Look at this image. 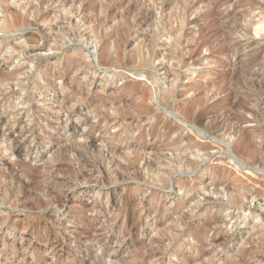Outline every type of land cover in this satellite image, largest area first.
Instances as JSON below:
<instances>
[{
    "label": "rangeland",
    "instance_id": "rangeland-1",
    "mask_svg": "<svg viewBox=\"0 0 264 264\" xmlns=\"http://www.w3.org/2000/svg\"><path fill=\"white\" fill-rule=\"evenodd\" d=\"M189 1L0 0V264H264V29L255 31L264 0L219 8L237 25L233 72L262 51L247 80L259 106L209 109L207 99L183 114L179 92L217 78L218 63L203 59L209 50L185 66L168 58L164 35L151 66L137 50L150 21L166 22ZM200 6L183 22L182 52L193 48ZM171 83L167 100L161 89ZM240 132L251 143L245 154L230 147ZM134 145L143 146L135 164Z\"/></svg>",
    "mask_w": 264,
    "mask_h": 264
},
{
    "label": "bare ground",
    "instance_id": "bare-ground-1",
    "mask_svg": "<svg viewBox=\"0 0 264 264\" xmlns=\"http://www.w3.org/2000/svg\"><path fill=\"white\" fill-rule=\"evenodd\" d=\"M171 1V0H170ZM230 0H190L188 4H185L183 6V9L177 13L176 11H172L170 14L175 15V18L178 22L179 27H174L173 20L169 17V19L166 22H162L159 18H155L154 20L149 22V35H148V44L147 46H144L142 48H139L137 50V57H138V63L142 66H151L153 62V57L155 56V45L161 38V36L166 37V47L168 48L169 55L168 58H172V60H175L176 66H185L188 65L189 62L196 63L200 60V53L202 49L209 50V53L207 56H205L203 59L206 60V63L209 64H216L218 63L219 70L215 71L217 74V78L214 79V76L211 79V82L206 83L204 88L199 89V87L196 88H190L185 87L182 91L179 92V94L186 96V98L183 99V103H186L184 105H180L181 113L188 114L190 110H195L196 106L198 104L204 103L205 100L210 99L208 103L205 105L206 108L212 109L214 106H216L218 103H222V105L228 106L230 105V108H234L236 106H242L245 110L254 111L253 109L260 104V98L257 93V89L254 88V85L251 82H247L250 78L254 77V73L249 70L248 68L252 66L253 64L260 61V51L261 49L251 51L250 56L247 59L239 60L236 63H241L243 67L238 66V69L233 72L232 65L229 63L231 60V48H230V40L232 41V34L234 31V28L237 26L235 22L230 21V13H222L219 8L220 6H223L227 4ZM233 2V1H232ZM246 4H249V6H260L261 3L258 0H243ZM116 4V3H115ZM120 4V3H118ZM122 4V2H121ZM139 5V3H138ZM169 5V4H168ZM172 5V4H171ZM200 5H203L202 10L198 12V14L190 21L193 23L196 27V34L197 36L194 38V44L193 48L189 49L188 52H182L179 48V46L182 44L181 42V34L180 30L182 28L183 22L186 20V16H188V13L192 9L199 8ZM113 6V5H112ZM119 6V5H118ZM233 6V5H232ZM248 6V7H249ZM201 7V6H200ZM232 8V7H231ZM255 8V7H254ZM260 8V7H259ZM114 10V9H113ZM198 11V10H197ZM225 11V10H224ZM108 12V11H107ZM110 12V11H109ZM126 12V11H125ZM151 12V11H150ZM138 13V12H137ZM236 13V12H235ZM123 15V13H122ZM143 15V14H142ZM154 15V14H153ZM161 15V14H159ZM147 16V15H146ZM157 16V15H156ZM151 17V15H150ZM145 18V17H143ZM153 18V17H152ZM188 18V17H187ZM136 19V18H135ZM148 19V18H147ZM164 19V18H163ZM254 19V18H253ZM256 20V19H255ZM230 21V22H228ZM251 21V20H250ZM148 22V21H147ZM233 23V24H232ZM105 24V23H104ZM133 24V23H132ZM247 24V23H246ZM185 25V24H184ZM249 25V24H248ZM235 26V27H234ZM247 25L242 26V29L245 30V34L242 36H245L244 39H248L249 36H247ZM241 29V28H240ZM264 29V25H261L259 27H255V31H261ZM237 30V29H236ZM192 32V31H191ZM128 33V32H127ZM185 35V32H184ZM256 36V35H255ZM241 37V36H240ZM239 39V38H238ZM106 38L103 39V51L102 52H109L110 49L105 44ZM164 40V41H165ZM125 45V44H124ZM164 45V46H165ZM233 45V44H232ZM241 45V44H240ZM188 47V46H187ZM261 47V46H260ZM241 48V47H240ZM239 49V48H238ZM240 50V49H239ZM238 55V54H237ZM240 55V54H239ZM109 58V62H113ZM238 58V57H237ZM204 61V60H202ZM169 62V61H168ZM106 63V62H105ZM233 64V63H232ZM168 68V67H167ZM175 69V68H174ZM235 69V68H234ZM187 70V69H186ZM179 72V71H178ZM211 73L210 69H207V75ZM169 74V73H168ZM204 74V73H203ZM184 75V74H183ZM211 75V74H210ZM179 76V75H178ZM258 78V77H257ZM217 80V81H215ZM251 80V79H250ZM221 84H217L220 83ZM254 82V81H253ZM201 84V83H200ZM211 84V85H210ZM188 85V84H187ZM210 85V87H209ZM181 87V86H180ZM209 87V88H207ZM214 88V91L212 92V89ZM174 86L173 83H171L167 88H162L161 93L167 98V100L173 99L174 97ZM189 90H192L193 95L187 97V94L190 92ZM219 90V92H226L225 96L223 98H215L216 94L215 91ZM212 92V95L208 97L207 93ZM71 92V91H70ZM76 92V90H75ZM77 93V92H76ZM80 94V93H79ZM82 94V93H81ZM88 94V93H87ZM73 97H77L76 94H72ZM79 96V95H78ZM90 96V95H89ZM235 97H238L235 101ZM234 98V99H233ZM73 100V98H72ZM75 100V99H74ZM254 102L253 104L251 103ZM108 102V101H107ZM67 103V102H65ZM78 103V102H77ZM106 103V102H104ZM109 103V102H108ZM112 103V102H111ZM68 104V103H67ZM100 104V102H99ZM88 105V104H87ZM108 105V104H107ZM66 106V105H65ZM226 108V107H225ZM224 108V109H225ZM92 109V107H91ZM108 109V108H107ZM228 109V110H229ZM94 110V109H93ZM205 110V109H204ZM244 110V111H245ZM75 111V110H74ZM211 111V110H210ZM225 111V110H224ZM94 112V111H93ZM95 114L99 116V111L95 109ZM247 114V113H246ZM231 116V114H230ZM233 116V112H232ZM95 117V116H94ZM100 117V116H99ZM106 117V116H105ZM109 117V116H108ZM197 119L202 118L200 113L195 115ZM107 118V117H106ZM231 118V117H230ZM234 118V117H233ZM236 118V117H235ZM102 119V118H100ZM111 119V118H110ZM243 119V118H242ZM104 120V119H103ZM108 120V119H107ZM190 120V119H189ZM193 120V119H192ZM88 121V120H87ZM215 121V120H214ZM203 122V120H202ZM212 122V121H211ZM226 122V121H225ZM202 124V123H201ZM235 124V123H234ZM154 126V125H153ZM231 127V126H230ZM241 128V127H240ZM172 131V130H171ZM126 132V131H125ZM129 132V130H128ZM235 132V130L231 131L230 134ZM171 134V133H170ZM238 134V133H237ZM250 134V133H249ZM229 135V134H228ZM260 135V134H259ZM235 136V135H234ZM232 137V136H231ZM230 137V138H231ZM236 139V137H235ZM234 140V139H233ZM249 135L246 132H240V136L235 140L234 142L230 139L231 149L232 151H242V154L250 152L251 149V143H248ZM263 142V141H262ZM179 143V142H178ZM171 144V143H170ZM262 144V143H261ZM91 145V144H90ZM170 146V145H169ZM190 147V145H188ZM132 156L128 155L127 160L129 159L132 163H139L140 160V153L139 150L142 148V145H134L132 146ZM146 147V146H145ZM176 147V146H174ZM197 150H190V153L193 154L194 157L199 156V150L203 148L202 145H197ZM15 149H18V146L15 145ZM178 148V147H177ZM192 148V147H191ZM177 151V150H176ZM184 152H188L185 148ZM182 153V152H181ZM142 154V153H141ZM176 154V153H175ZM189 153H187L188 156ZM233 154V153H232ZM177 155H180L177 154ZM182 155V154H181ZM130 156V157H129ZM178 157V156H177ZM248 159V158H247ZM246 159V160H247ZM257 159V158H256ZM177 161L179 159L177 158ZM189 161V160H188ZM248 161V160H247ZM250 161V159H249ZM252 161V160H251ZM184 162V161H182ZM142 163V162H141ZM151 163V162H150ZM179 163V162H178ZM177 163V164H178ZM189 163V162H187ZM129 164V163H128ZM133 164V165H134ZM152 164V163H151ZM167 164V163H166ZM171 164V163H169ZM256 164V163H254ZM253 164V165H254ZM172 165V164H171ZM182 165V164H181ZM185 165V164H184ZM192 165V164H191ZM252 165V164H250ZM126 166V165H125ZM130 166V164H129ZM136 166V165H135ZM134 166V167H135ZM143 165H141L142 167ZM147 168L150 166V164L146 163ZM154 166V165H153ZM152 166V167H153ZM174 166V164H173ZM128 167V166H127ZM132 167V166H131ZM137 167V166H136ZM139 167V164H138ZM151 167V166H150ZM149 167V169H150ZM151 167V168H152ZM180 167V165L178 166ZM262 167V166H261ZM122 168H124L122 166ZM130 168V167H129ZM133 168V167H132ZM155 168V167H154ZM153 168V169H154ZM168 168V167H167ZM182 168V167H181ZM138 169V168H137ZM143 169V168H142ZM176 169V168H175ZM156 170V169H155ZM148 171V170H147ZM168 171V170H167ZM169 172V171H168ZM148 173V172H147ZM166 173V172H165ZM134 174V173H133ZM162 174V173H161ZM169 174V173H168ZM231 174V173H230ZM135 175V174H134ZM152 179L159 180V176L157 173H152L151 175ZM163 176V175H162ZM136 179V178H135ZM232 181V180H231ZM234 181V180H233ZM152 182V181H151ZM237 182V181H236ZM181 183V182H180ZM159 184L162 185V182ZM158 184V186H159ZM177 184V183H175ZM231 184V183H230ZM160 185V187H161ZM178 185V184H177ZM181 185V184H180ZM242 185V184H241ZM240 185V186H241ZM164 186V185H163ZM237 186V185H236ZM169 188V187H167ZM242 188V187H241ZM232 190V188H230ZM238 189V188H237ZM168 190V189H167ZM240 190V188H239ZM241 194V192L237 191ZM231 194V193H230ZM246 194V193H244ZM239 195V194H238ZM237 195V196H238ZM235 196V193H234ZM240 199H241V195ZM230 204H237L241 203L237 199H234L232 194L230 195ZM236 197V196H235ZM239 198V197H238ZM239 199V200H240ZM184 201L186 199H183ZM182 200V201H183ZM190 201V199H189ZM181 202V201H180ZM243 203V202H242ZM182 204H185L184 202ZM196 205V204H195ZM194 205V206H195ZM182 208V207H181ZM195 209V207H194ZM241 214L240 212H238ZM252 213L250 208L248 207L243 213L242 216H248ZM130 217V216H129ZM213 218V217H212ZM215 218V217H214ZM217 218V217H216ZM129 219V218H128ZM132 221V220H131ZM212 223V222H210ZM131 224V223H130ZM204 225V224H203ZM205 226V225H204ZM207 226V225H206ZM205 226V227H206ZM207 228V227H206ZM132 230V229H131ZM187 230V229H186ZM190 230V229H189ZM195 231V230H194ZM134 232V231H133ZM131 233V232H130ZM130 235V234H129ZM134 235V234H133ZM131 237V235H130ZM164 250V249H163ZM170 251V250H169ZM206 253V252H205ZM200 256V255H199ZM205 255H203L204 257ZM241 260V259H240Z\"/></svg>",
    "mask_w": 264,
    "mask_h": 264
}]
</instances>
